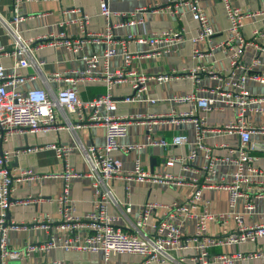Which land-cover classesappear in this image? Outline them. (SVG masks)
I'll list each match as a JSON object with an SVG mask.
<instances>
[{
  "label": "built area",
  "instance_id": "2783aa9c",
  "mask_svg": "<svg viewBox=\"0 0 264 264\" xmlns=\"http://www.w3.org/2000/svg\"><path fill=\"white\" fill-rule=\"evenodd\" d=\"M24 0H12L9 16L0 14V38L6 37L9 42L0 43V264L10 261H28L35 253H47L51 250H60L63 253H85L101 256L100 262L89 264H108L112 256H137L136 264H234L238 261L258 259L264 264V248L252 252H236L234 254L221 253L214 255L213 250L228 246H239L250 243L256 245L264 240V223L246 224L245 213L255 210V200L264 198V173L254 166L257 154L264 150L262 145L251 141L253 128L247 121L248 113L258 114L262 111L259 107L264 102V96L253 97L246 89V83L253 81L264 85V72H253L257 66L256 59L247 65L240 62L243 50L255 46L259 53L264 52V47L256 46L252 39L243 34L244 19L259 17L264 28V10L244 14L242 10L233 7L229 0H221L227 18V36L219 47L224 53L228 51V67L224 70L220 82L208 90V95L197 96L194 92L176 94L168 101L175 105H192V112H182L174 120H188L193 128V142L185 163H193L197 151L203 148V141L209 131L205 127V114L211 110L222 111L233 109L235 116L221 129L223 132H232L239 136V147L230 150L229 156L223 160L229 167H233L229 179L222 188L228 193V208L226 212L211 214L209 203L202 198V185L199 187L194 181L193 190L188 199L183 202L172 201L159 206L163 211L159 218L152 217L154 204L145 203L139 210L131 231H123L114 225V218L107 213L110 204H116L111 184L115 180L122 182L151 180L152 182L168 183L167 177H149L142 166L140 156L133 160L132 169L124 171L121 162L115 154H128L139 151L142 145H122L120 140L126 137L127 127L130 122H142L147 117L111 115L116 110L111 90L117 84L126 83L133 91L127 101L141 99L148 80H155L161 85L173 78L178 73L186 74L192 80L197 75H207L210 79L220 78L221 73L208 66L195 65L180 71H169L159 76L140 74L130 69V62L134 54L128 51V43L136 42L152 47L150 55L161 56L174 51L181 32L167 31L159 34H146L136 37L127 35L124 39L114 41L111 18H119L117 27H135L142 23L140 13L144 10L138 8L127 13H113L107 6L108 0H99V12L106 20L103 33L92 35L99 42L105 44L100 54L83 56L81 54L84 44L83 37L71 38L64 34H49L26 40L18 31V24L22 18L18 15V6ZM29 1V0H25ZM153 12H164L172 16H183L188 13L191 20L196 23V32L189 39L192 43H202L208 46L210 52V39L214 35L208 16L198 0H168L164 6L155 8ZM78 21L81 35L85 36L86 16ZM253 36H262L260 30H253ZM60 47L69 52L73 57L78 56L84 62L85 68L81 71L73 70L70 73L81 80L94 79L95 69L99 66V78L105 87V93L91 100H81L77 91L70 85L54 93L43 89H30L21 91L20 86L26 81L21 70L31 68L35 76H42L43 60L35 57V51L44 47ZM117 55H122L120 68L110 71L109 62ZM203 56L199 50L194 49L191 54L192 62ZM209 56V55H206ZM3 58H9L12 65L6 68L2 64ZM237 70V71H236ZM34 76H31V79ZM143 99V98H142ZM143 101L153 103V100L144 97ZM62 113L65 118H74L78 125L102 126L104 141L101 145H90L79 148L81 157L86 166L83 176L91 179L92 210L84 215H76L68 197L69 182L79 178L80 173L72 171L66 161L71 149L65 145H50L57 159L63 161L62 193L57 199L56 213L58 220L50 223L47 216L33 218L32 225L49 233V238L44 243H26L21 250L11 249L7 245L9 231L17 230L23 226L8 221L5 213L10 205L11 187L14 180H28L34 178L29 170H22L17 175L9 169L12 152L2 149V143L14 132L33 133L40 130L55 128L56 117ZM173 120V119H172ZM70 126V123H66ZM57 129V128H56ZM219 130H216V132ZM186 140L182 136L172 139L152 140L147 138L146 146H159L162 148L183 146ZM206 164L203 170L209 175L215 174L216 162L208 153L205 155ZM174 160L167 162L168 166ZM264 164V157L262 158ZM243 200V212L236 211L238 200ZM130 205L125 204V213L130 212ZM186 222H192L189 232L184 230ZM219 224L217 236L211 235L208 223ZM49 264H68L62 260H53Z\"/></svg>",
  "mask_w": 264,
  "mask_h": 264
},
{
  "label": "crops",
  "instance_id": "0c3cea01",
  "mask_svg": "<svg viewBox=\"0 0 264 264\" xmlns=\"http://www.w3.org/2000/svg\"><path fill=\"white\" fill-rule=\"evenodd\" d=\"M11 1L0 0L2 17L9 16ZM167 1H107V6L113 13H127L138 8L144 9L140 13L142 23L135 27H117V24L120 23L119 18H111V23L116 26L113 29L114 41L124 39L131 34L142 37L144 33L181 32L174 51L161 56H151L152 47L148 45L129 42L128 51L134 54L130 62V69L136 73L156 77L172 70H188L192 66L202 65L208 66L215 71V74L221 73V75L220 78L216 76V78L210 79L207 75L202 74L197 75L196 80H192L185 73H178L176 78L161 85H158L155 80H148L145 91L141 94V99L135 101H127L133 93L128 84L113 86L111 95L116 102V110L111 115L118 118L122 116L147 117L142 122H130L126 137L120 140L122 145L137 144L143 146L139 151H132L124 155L115 154V157L122 164V169L124 171L131 170L134 158L140 156L142 166L149 177H167L168 179L166 184L154 183L151 180L142 182L115 180L112 182L111 190L115 196L116 204L108 205L107 213L114 218L116 227L127 232L131 231L137 214L145 203L156 206L152 211V217L154 219L159 218L163 211L159 206L169 204L172 201L183 202L187 200L193 190L194 181H197L199 187L202 185L201 195L209 203L211 214L229 210L228 193L222 188V185L228 181L233 167L227 166L223 160L229 156L230 150H236L239 147V136L232 132H223L221 129L229 120L233 119L235 111L227 108L222 111L211 110L202 114L205 127L209 131L203 141V148L197 151L193 163L187 164L183 158L188 155L193 142L192 124L188 120H174L171 112H173L174 117H179L182 112H192L193 107L189 104L175 105L168 101L176 94L189 92H194L201 97L206 96L208 90L220 82L224 70L228 67L227 58L229 54L228 51L222 53L219 47L227 36L228 23L224 6L221 0H198L205 10L214 32L210 39L212 50L208 52L209 48L205 44L192 43L189 40L195 34L197 26L188 13H184L180 17L164 12H153L155 8L164 6ZM229 1L231 6L239 8L244 14L264 10V0ZM98 4L99 0H24L18 6V15L22 18L18 24V31L26 40H34V38L49 34H64L71 38L83 37L84 44L81 54L83 56L100 54L105 44L92 38L94 34L103 33L106 27V20L100 15ZM82 16L87 17L84 27L86 37L81 35V28L77 21ZM253 30H260L263 35L253 36ZM243 34L248 39H252L256 46L264 47V28L259 17L244 19ZM8 42L9 39L6 37L0 38V43L6 45ZM194 49L203 53V56L192 62L191 54ZM35 57L45 62L42 68V76H35L31 68L22 69L20 72L27 79L21 84V91L43 89L48 93H54L71 85L81 100H91L105 93V87L99 78V66L94 71V79L81 80L70 72L83 70L85 68L84 62L78 56L73 57L63 48L44 47L35 51ZM253 59L258 61L253 72H264V52H257L255 46L246 47L240 62L247 65ZM122 60V55L112 58L109 62L110 71L120 68ZM2 64L9 68L12 61L9 58H3ZM31 76L34 77L31 79ZM246 89L249 95L253 97L264 96V85L262 84L248 81ZM144 97L154 102L143 101ZM259 107L262 109L260 113H248L246 118L253 128L251 141L264 147V102H261ZM66 123H70V126ZM55 125L53 129L33 133L14 132L1 145L3 150L13 153L9 163V169L13 174L17 175L22 170H29L34 175V178L14 180L12 183L10 205L6 211L8 218L6 219L23 227L9 231L7 245L11 249L21 250L26 243H44L48 240V232L32 225L33 218L47 216L52 224L58 220L57 199L63 189V179L60 178V174L63 172L64 163L56 158L54 150L48 148L50 145L61 144L69 147L71 151L66 158L67 164L72 171L81 174L79 178L71 179L69 182L68 197L75 214L81 216L92 210L91 179L83 176L86 172V166L79 148L101 145L104 141V129L102 126L78 125L74 118H65L62 113L57 115ZM216 130L219 131L216 132ZM175 136H182L186 143L183 146L167 148L146 146L148 137L158 141L159 139L169 140ZM208 151L210 157L216 162V171L213 176H209L203 170V166L206 164L205 155ZM256 156L254 166L264 173V164L262 163L264 150ZM169 160H174L171 166L167 165ZM151 162L153 164L152 171H150ZM125 204H129L131 207L129 213L124 211ZM254 204L255 210L252 213L244 212L246 224L264 223V198L255 200ZM242 207L243 200L240 199L237 201L235 209L243 212ZM191 229L192 222H186L184 230L189 232ZM208 230L211 235L217 236L220 230L219 224L209 222ZM263 248L264 240H260L256 245L245 243L239 246H228L213 250L212 253L214 255L247 253ZM119 257L113 256L108 264H119L114 262ZM53 260H62L68 264H89L100 262L101 256L51 250L44 254L35 253L29 261L34 264H49ZM18 263L28 264V261ZM186 263L189 264L188 261ZM260 263L261 260L253 259L238 261L234 264Z\"/></svg>",
  "mask_w": 264,
  "mask_h": 264
},
{
  "label": "rangeland",
  "instance_id": "374dc122",
  "mask_svg": "<svg viewBox=\"0 0 264 264\" xmlns=\"http://www.w3.org/2000/svg\"><path fill=\"white\" fill-rule=\"evenodd\" d=\"M125 257H131V258H125ZM119 258L116 261L114 260V262L119 263V264H131V263L134 264L136 262H139V258L137 256H125L124 255V256H120ZM8 264H19V263L17 261H10Z\"/></svg>",
  "mask_w": 264,
  "mask_h": 264
},
{
  "label": "water",
  "instance_id": "95a60500",
  "mask_svg": "<svg viewBox=\"0 0 264 264\" xmlns=\"http://www.w3.org/2000/svg\"><path fill=\"white\" fill-rule=\"evenodd\" d=\"M152 168H153V164H152V162H151V164H150V171H152ZM6 218H8L7 213H6Z\"/></svg>",
  "mask_w": 264,
  "mask_h": 264
}]
</instances>
